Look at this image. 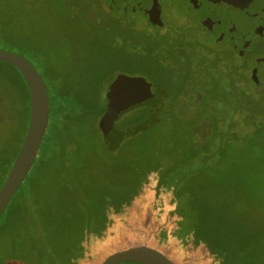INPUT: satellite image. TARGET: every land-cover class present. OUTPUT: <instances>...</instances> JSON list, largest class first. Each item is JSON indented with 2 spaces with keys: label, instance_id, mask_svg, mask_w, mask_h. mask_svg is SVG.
Returning a JSON list of instances; mask_svg holds the SVG:
<instances>
[{
  "label": "rangeland",
  "instance_id": "374dc122",
  "mask_svg": "<svg viewBox=\"0 0 264 264\" xmlns=\"http://www.w3.org/2000/svg\"><path fill=\"white\" fill-rule=\"evenodd\" d=\"M80 1L94 9L96 29L85 22L77 9ZM97 1L0 0V50H12L27 56L41 70L48 85L50 77L47 71L63 76L72 75L80 80L79 76L91 77L95 70L101 73L105 70L100 74L103 79L98 80L105 92L113 77L108 71L120 67L121 74H138L155 85L156 90L171 91V77L162 76L164 67L159 64L162 55L156 52L155 46H151L154 42L135 35L139 32L143 36L144 30L148 28L142 15H123L109 10L113 19L122 17L130 20L134 26H141L125 43L127 45L122 46L121 51L117 43L122 42L123 37H117L119 33L113 32L112 26H102L98 19L102 13L96 7ZM105 1L100 0L102 4ZM162 1L172 12L179 10L182 4L179 0ZM125 48L131 51V59L123 57ZM219 52L227 62L236 61L229 49L221 47ZM246 66L248 73H252L251 63L247 62ZM259 67L262 69V66ZM260 76L264 78V70ZM124 86H119L116 99L135 105ZM86 102L91 106L97 103L91 100ZM5 110L6 106L1 103L0 132L6 135H0V149L7 159L11 154L9 139L14 137V133H7ZM98 116L87 115L82 110L64 116L61 120L64 123L63 137L75 150L67 153V160L62 163H50L41 170L42 174H50V178L45 180L42 176L39 183L35 181V190L39 184L48 182L47 187L40 190L48 197L44 194L41 196L38 221L46 235L43 241L46 249L58 252L59 243L76 250L83 246L87 250L84 264H91L89 262L92 259L93 264H102L110 254L136 245L155 248L176 264H184L189 253H204L203 248L192 244L193 233L185 236L177 227L179 221H184L185 214L179 220L172 211L178 202L175 200L176 181L183 178L185 170L178 169L168 174L163 186L159 184L161 174L151 171L161 169V165L170 162L172 145L181 143L182 148L189 149L186 136L178 131L177 138L172 140L167 134L168 138L161 143L149 141L144 132L152 128V124L131 139L124 140L118 149H109L101 138L100 122L104 113L99 119ZM50 122H54L53 116ZM48 128L43 142L50 137L52 124ZM152 130L155 131V127ZM45 147L42 143L39 156ZM193 222L190 218L187 225L191 228ZM30 224L31 233H36ZM102 225H107L104 234L100 237L94 235L101 230ZM11 234L12 230L6 229L0 240V260L4 264H27L26 245L20 240L11 244ZM39 244L35 240V247L40 250L42 244ZM57 254L66 261L70 260L69 253Z\"/></svg>",
  "mask_w": 264,
  "mask_h": 264
},
{
  "label": "trees",
  "instance_id": "16d2710c",
  "mask_svg": "<svg viewBox=\"0 0 264 264\" xmlns=\"http://www.w3.org/2000/svg\"><path fill=\"white\" fill-rule=\"evenodd\" d=\"M86 5L87 10L89 6ZM79 11L85 22L94 25L92 29H96L94 9L90 16H86L80 9ZM100 13L102 14L98 19L102 26L107 28L105 19H102L105 13ZM127 26L123 29L111 27L113 32L119 33L117 37H123V43H117L121 51L122 46L127 45L125 43L136 31ZM138 33L135 34L138 38H145L142 33ZM123 53L125 59L133 57L128 48H125ZM25 57L34 65L27 56ZM159 64L162 65V62ZM0 66V104L5 105L7 109V133H14V137L9 139L11 154L7 159L3 157L0 149L1 189L25 138L31 103L29 89L21 72L4 62H0ZM119 68L108 71L113 77L105 92L98 82L103 79L100 74L105 70L102 73L95 70L91 77L79 76L80 80L72 75L63 76L47 71L50 77L48 85L45 76L38 69L49 92V117L54 118V122H50L52 130L50 137L43 142L46 147L42 154L38 156L27 179L0 218V240L6 229L12 230L11 244L20 240L26 245L27 264H79L86 259L87 250L85 247L83 249V246L76 250L77 248L59 243L57 252L52 249L48 251L43 245L46 235L38 221L41 196L48 195L40 190L47 187L48 182L39 184L35 190V181H40L42 176L45 180L50 178V174H42L41 170L50 163H62L67 160V153L75 150L63 137L64 123L61 120L66 114H76L82 110L87 115H99V119L106 111L108 94L114 82L121 78H143L135 73L121 74ZM169 75L170 87L173 89L161 90L165 99L159 108H155L156 120L152 127H155V131H150V128L144 133L148 135L147 140L155 143L163 142L168 138L167 134L171 140L177 138L178 131L188 139L189 149L182 148L181 143L172 145V151L169 152L172 156L170 162L161 165L159 171L151 170L161 174L159 184L162 186L168 174L178 169L185 170L183 178L176 181L175 200L178 202L172 211L179 220L185 214L184 221H179L177 227L185 236L193 233L192 244L203 248L204 253H189L184 264H264V85H256L251 73L247 71L242 78H238V82L239 79L244 80L242 87L235 86L224 78L214 77L207 85L208 88L202 87L198 88L199 91H194L193 87L184 89L188 85L192 86L191 83L195 81L192 75L185 76L184 80L177 77L176 72ZM229 76L232 77L230 74ZM204 78L207 82V77L199 76L200 80ZM145 81L149 83L146 79ZM129 84L130 82L126 81L125 86L123 85L126 87L125 91L129 92ZM151 85L156 87L152 83ZM118 90L115 89L116 95ZM196 92L201 96V100H197ZM86 100L97 103L91 106ZM130 100L135 105L125 103L128 111H146L154 107L149 102L137 105L136 99ZM53 133L56 135L53 136ZM0 135L6 134L1 131ZM101 138L107 146L103 134ZM190 218L194 221L191 228L187 225ZM29 224L36 229V233H31ZM24 229L26 231L20 234ZM106 230L107 225H102L101 230L94 235L100 237ZM35 240L42 244H39L41 251L35 247ZM57 253L71 254L70 260L66 261ZM89 263L93 264L94 259ZM0 264H4L3 260H0Z\"/></svg>",
  "mask_w": 264,
  "mask_h": 264
},
{
  "label": "flooded vegetation",
  "instance_id": "af4514ba",
  "mask_svg": "<svg viewBox=\"0 0 264 264\" xmlns=\"http://www.w3.org/2000/svg\"><path fill=\"white\" fill-rule=\"evenodd\" d=\"M179 1L182 4L175 12L170 11V7L162 0H106L105 4L98 0L96 7L105 13L102 19L106 20V25L121 27L120 29L128 25L138 31L141 26H134L130 20L122 17L114 20L110 17L109 10L123 15H142L141 18L148 25L143 35L145 39L154 42L151 46H155L156 52L162 55V76L169 77V73L176 72L181 79L189 74L195 78L192 86L188 85L184 89L193 87L194 91H199L198 88H208L207 85L214 77L224 78L235 86L242 87L244 80L239 79L238 82V78L247 73V62L251 63L253 72L255 64L252 54L264 42V0H253L243 10H237L226 2L213 0ZM88 2L93 3L92 0ZM80 3L77 7L80 10L82 8L86 16H90L92 12L86 10V3ZM88 6L93 9L89 4ZM221 47L233 52L236 61L227 62L219 52ZM262 70H259L260 74ZM200 75L207 77L208 81L205 78L200 80ZM263 85L264 83L259 86ZM196 94L197 100H201L199 93ZM164 99L162 93L161 104Z\"/></svg>",
  "mask_w": 264,
  "mask_h": 264
},
{
  "label": "water",
  "instance_id": "95a60500",
  "mask_svg": "<svg viewBox=\"0 0 264 264\" xmlns=\"http://www.w3.org/2000/svg\"><path fill=\"white\" fill-rule=\"evenodd\" d=\"M117 1V0H115ZM220 3H228L237 10H243L249 6L253 0H213ZM156 3V1H155ZM255 68L252 72V79L256 85L264 83V78L260 75V67L264 70V42L260 43L252 54ZM0 62L10 64L17 68L23 75L30 93V121L25 138L19 152L11 166V169L0 189V218L13 197L16 195L22 184L31 172L37 160L43 143L44 136L50 120V101L46 82L40 71L23 55L0 50ZM263 81H260V79ZM129 81V94L132 99H136V104L149 102L155 108L161 104L162 92L156 90L143 78H121L112 84L108 94L109 103L107 104L104 116L101 119L100 127L106 145L113 149H118L124 140L131 138L156 120L155 108L146 111L126 109L125 103L116 99L115 89ZM131 109V108H130ZM116 113V114H115ZM117 115V116H115ZM118 116H122L118 118ZM176 264L161 251L145 246L136 245L110 254L102 264Z\"/></svg>",
  "mask_w": 264,
  "mask_h": 264
},
{
  "label": "crops",
  "instance_id": "0c3cea01",
  "mask_svg": "<svg viewBox=\"0 0 264 264\" xmlns=\"http://www.w3.org/2000/svg\"><path fill=\"white\" fill-rule=\"evenodd\" d=\"M163 253V252H162ZM164 254V253H163ZM173 261V260H172ZM79 264H84L83 262L81 263V262H79Z\"/></svg>",
  "mask_w": 264,
  "mask_h": 264
}]
</instances>
